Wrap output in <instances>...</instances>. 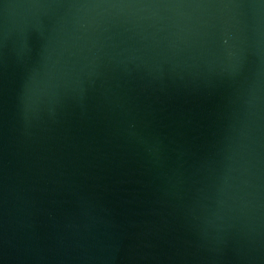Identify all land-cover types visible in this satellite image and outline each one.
I'll return each instance as SVG.
<instances>
[{
  "label": "water",
  "instance_id": "95a60500",
  "mask_svg": "<svg viewBox=\"0 0 264 264\" xmlns=\"http://www.w3.org/2000/svg\"><path fill=\"white\" fill-rule=\"evenodd\" d=\"M0 264H264V0H0Z\"/></svg>",
  "mask_w": 264,
  "mask_h": 264
}]
</instances>
